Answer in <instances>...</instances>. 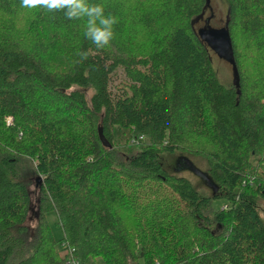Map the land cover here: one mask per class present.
Segmentation results:
<instances>
[{
    "label": "trees",
    "instance_id": "obj_1",
    "mask_svg": "<svg viewBox=\"0 0 264 264\" xmlns=\"http://www.w3.org/2000/svg\"><path fill=\"white\" fill-rule=\"evenodd\" d=\"M225 1L234 83L198 32L213 0H90L118 19L103 49L84 20L0 0V264H69L58 240L106 264H264V0ZM118 126L151 144L118 149ZM176 151L207 159L211 194L167 170Z\"/></svg>",
    "mask_w": 264,
    "mask_h": 264
},
{
    "label": "rangeland",
    "instance_id": "obj_2",
    "mask_svg": "<svg viewBox=\"0 0 264 264\" xmlns=\"http://www.w3.org/2000/svg\"><path fill=\"white\" fill-rule=\"evenodd\" d=\"M213 5H211V13L210 10H207L206 16V25L210 26H225V19H226V13H227V5L225 0H213ZM210 13V16L207 17V15ZM204 25V21L198 22V26ZM52 34V33H51ZM70 49L68 55L71 53L70 43H66L65 45H58L52 52V55L54 57V60L58 63V65L64 63L66 54L68 50ZM65 54V56H63ZM53 60V61H54ZM54 61V62H55ZM56 63V64H57ZM213 63L214 66L217 68V71L219 73V76L226 81L227 83H234V73L232 64L226 60L225 58L221 57L217 53L214 52L213 57ZM115 146L118 149L123 150L124 152L128 153L132 149L141 148L143 146H147L151 144V139L149 135L146 134H140L139 136L136 135L129 127H122L118 126L115 128ZM143 135V137H140ZM196 166L201 172H198L193 167L189 166L190 164L187 163L185 159ZM258 156H252V166L249 167L250 173H246L245 178L250 183L256 180L257 175L261 172V164H258ZM182 161V162H180ZM187 164H185V162ZM163 162L166 166L167 170L169 172L185 175L189 177L194 185L200 189L202 192H206L211 194L214 189V184L211 182L210 177L208 175V161L206 158L194 154H190L187 152H180L176 151L174 153L165 152L163 153ZM208 175V176H207ZM31 191H32V205L30 214L27 220V223L29 227L32 229V232L34 233L36 229V225L38 223V214L40 211V193H39V186L38 182L36 181V178L34 177L33 181L30 183ZM250 188V187H247ZM259 211L260 214L264 220V200L260 197L259 198ZM47 218L50 222V225L52 227L53 234L57 239L61 238L63 236V230L61 225L57 222V214L55 210H49L47 212ZM57 246L60 248V250H67L68 255L67 257L72 258V260L82 262V264H106L100 256H97L96 258H88L84 259L77 253L71 251V248L65 247L61 240H58ZM68 258V259H69ZM158 262H160L158 260ZM157 262V263H158ZM159 264V263H158Z\"/></svg>",
    "mask_w": 264,
    "mask_h": 264
},
{
    "label": "clouds",
    "instance_id": "obj_3",
    "mask_svg": "<svg viewBox=\"0 0 264 264\" xmlns=\"http://www.w3.org/2000/svg\"><path fill=\"white\" fill-rule=\"evenodd\" d=\"M20 6L29 10H44L48 13L63 12L68 20H84V36L95 46L103 49L115 36L114 26L118 19L105 13L102 3H92L90 0H20ZM92 50L78 53L81 60H87Z\"/></svg>",
    "mask_w": 264,
    "mask_h": 264
},
{
    "label": "water",
    "instance_id": "obj_4",
    "mask_svg": "<svg viewBox=\"0 0 264 264\" xmlns=\"http://www.w3.org/2000/svg\"><path fill=\"white\" fill-rule=\"evenodd\" d=\"M210 1L211 0H207L208 5L211 4ZM205 10H206V8H205ZM203 15H204V13H201V15L199 17H196L195 19H193V21H192L193 24L200 17H203ZM198 32H199L200 36L202 37V39L205 40L218 55L225 58L226 60H228L232 64L235 82L238 81V70H237V65H236L235 58H234L232 39H231V35H230L228 27L226 25L220 26V27L203 25V26L199 27ZM182 159H185L187 161V163L190 164L189 166L193 167L198 172H201L198 168H196L195 165L191 164L187 160V158H182ZM180 162H182V161H180ZM187 163L185 162V164H187ZM201 173H204V172H201ZM214 186H215V188H217L215 184H214Z\"/></svg>",
    "mask_w": 264,
    "mask_h": 264
},
{
    "label": "built area",
    "instance_id": "obj_5",
    "mask_svg": "<svg viewBox=\"0 0 264 264\" xmlns=\"http://www.w3.org/2000/svg\"><path fill=\"white\" fill-rule=\"evenodd\" d=\"M12 119V117L11 116H8V120L10 121ZM140 137H143V135H141ZM74 249L75 248H71V251H73L74 252ZM69 264H82V262L81 261H79L78 259H77V261H75V260H72V258H69ZM84 264V263H83Z\"/></svg>",
    "mask_w": 264,
    "mask_h": 264
}]
</instances>
